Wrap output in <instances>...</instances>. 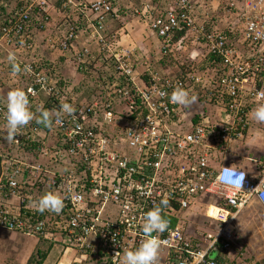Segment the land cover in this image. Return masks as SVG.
I'll return each mask as SVG.
<instances>
[{"label":"built area","instance_id":"built-area-1","mask_svg":"<svg viewBox=\"0 0 264 264\" xmlns=\"http://www.w3.org/2000/svg\"><path fill=\"white\" fill-rule=\"evenodd\" d=\"M239 1L238 7L233 0L226 4L235 10L230 13L233 22L211 31H207L205 22H197L192 0H174L173 6L157 16L151 15L150 4L133 9L135 15L149 19L151 32L161 42L162 57L168 56L175 45L183 44L188 33L207 56H212L202 72L192 73L155 70L128 50H114L105 32L107 18L119 16L114 0H0V11L7 13L5 22L0 21V64L14 50L19 54L15 56L19 73L29 81L26 89H16L24 90L32 105L44 92L60 104L75 108L74 115H63L61 125L53 121L49 132L50 155L65 166L64 171L52 175L49 190L68 198L59 214L46 211L64 219L57 225L62 236L47 230L44 220L30 226L20 213H10L2 206L0 229L53 242L59 239L65 250L81 257L100 264H119L123 253L135 250L145 238L144 214L167 200L162 215L169 221V228L162 234L153 233L166 242L158 264H216L218 255L228 251L237 239L234 221L238 214L251 203L264 213V199L247 193L260 185L264 173L253 180L245 172L243 192L216 183L221 167L233 165H211L228 154L229 144L243 141L250 126L264 128V123L249 116L253 108L264 103V98L257 96V91L264 89V0ZM56 3L66 13V22L60 36L50 40V49L87 61L94 54L92 44L96 45L98 55L104 56L102 62L117 75L106 99L61 102L63 97L55 91L48 73L37 69L34 57H25L35 51L31 36L34 16L39 28L44 29L48 10ZM74 14L78 18L70 16ZM81 16L88 26L80 23ZM227 29L233 32L230 40L224 35ZM181 32L184 34L174 41ZM86 33L91 42L80 45L75 53L79 36ZM8 64L11 67L9 60ZM177 86L190 96L196 88L212 86L214 100L210 105L219 108L217 117L209 119L205 112L192 114L190 107L173 103L171 94ZM117 103L123 110L116 109ZM6 123V113L0 106V125L7 130ZM46 138V133L29 123L12 142L38 141L43 148ZM61 143L70 148L59 151ZM41 170L40 166L0 153V192L24 203L29 178L37 177ZM76 194L82 200L71 198ZM196 203L205 209L202 212L198 207L192 215L189 210ZM23 208L30 210L27 205ZM189 218L196 222L189 223ZM117 252H121L120 257H115Z\"/></svg>","mask_w":264,"mask_h":264},{"label":"crops","instance_id":"crops-1","mask_svg":"<svg viewBox=\"0 0 264 264\" xmlns=\"http://www.w3.org/2000/svg\"><path fill=\"white\" fill-rule=\"evenodd\" d=\"M215 1H217L216 4ZM192 2L194 5V15L198 23L205 22V25L207 26H211L216 29H224L227 24L232 23L234 20L232 16L227 17V15H224L225 17L223 20H220V12L215 13L220 7V0H193ZM233 2L237 7L240 6L239 0H233ZM145 4H150L152 7L151 15L157 16L164 13L169 7L173 6L174 0H114V6L119 9V16H110L107 18L105 23L106 34L108 35L114 33L116 36H119L117 42L119 45H121V47H127V42H130L131 47L129 49L132 51L134 57L139 60V62H149L151 54L155 53L156 49L161 44L160 40L150 30L149 19H143L137 15L132 16L128 9L131 7L140 9ZM210 4L211 7H209ZM6 14L7 13H5V11H1L0 18H3ZM48 14L49 21L44 29L39 28L38 23H36V21H38L36 16H34L32 21L31 34H33L35 39L38 38V42H42L43 44L49 43L50 40L53 39L52 35L55 36L54 39L59 37V31L63 29V24L66 22L64 19V17H66V13L62 12L60 3H56L54 7H51L48 10ZM70 16H72L73 19L78 18L76 14ZM214 19L216 21H214ZM80 23L83 24V27L88 26V23L84 20L83 16H81ZM79 37L80 42L83 41L82 43L89 41L91 42V36L88 33L81 34ZM186 37L187 39L182 41L183 44L181 43V45H175L171 53H169L168 56L163 57L168 60L167 65L169 68L159 70L164 72L181 71L180 68H178V61H180L181 64L186 63L188 65L197 67L201 65L204 66V62L207 61L205 49L200 44L195 42L194 37L190 33H188ZM42 45L40 44L41 47ZM93 46L94 45L91 47L93 48ZM75 50L76 49L74 48V51ZM46 52L48 53L45 54L39 50L37 51L36 49L33 57L37 61H42L39 59L38 55H41L42 57L43 55L49 56V60L54 64L56 63L54 66L56 72L68 76L66 74L65 67L68 68V65L70 66L69 61L71 60H69V54H64L59 50L50 49ZM92 56L94 57L93 54ZM10 73L12 72L9 71L8 75H12L13 82H17L18 76ZM15 77L17 80L14 79ZM212 101L213 100L210 102L212 103ZM210 102L207 104L210 105ZM245 136H247V138L257 140L256 146L244 151V156L247 157L246 162L242 159H236L233 157L229 144L228 154L222 158L218 157V162L211 165L215 168H218L221 165H235L237 168L244 170L251 179L257 180L264 173V133L257 127L250 126ZM240 142L243 141L240 140ZM33 202V200L26 201L27 208L30 210L36 209L33 205ZM250 205H254V203H251ZM0 206L10 213L17 214L21 208V202L17 197L9 196L8 194L0 192ZM23 207L24 206L22 205V208ZM199 208L203 209V206H199ZM258 211L260 216L264 219V213H262L259 208ZM21 237L24 236L21 234ZM25 238L30 239L29 244L31 245V248L28 250L29 252L23 256L21 261L18 262V264H26L27 259L32 253L35 252V249H37V245L39 244L38 240L34 237L25 236ZM58 240L59 239H57V244L51 248L45 246L40 247V250L42 249V254L45 257L42 264H90V261L93 264H100L95 259H91L90 257L84 258L79 254H75V252L72 250H65L64 245Z\"/></svg>","mask_w":264,"mask_h":264},{"label":"rangeland","instance_id":"rangeland-1","mask_svg":"<svg viewBox=\"0 0 264 264\" xmlns=\"http://www.w3.org/2000/svg\"><path fill=\"white\" fill-rule=\"evenodd\" d=\"M229 2H231V0H227V1L226 0H220V3H219L220 7H219L218 11L215 12V13H217L220 11V20H223V18L225 17L224 15H227V17H229V16H231L230 13H232V14L235 13L234 8L228 7L226 5ZM216 3H217V1H215V4ZM209 7H211V4L209 5ZM128 9H129L132 16L135 15L133 12V9H135V7H131ZM214 21H216V20L214 19ZM61 31H63V29H61ZM31 36L34 38V41H35V49L34 50L36 51V49H37V51L39 50L42 53H45V54L48 53L46 51H48L50 49L51 43L49 42V43L43 44L42 42H38V40H37L38 38L35 39L33 34H31ZM54 37L55 36L52 35L53 39H51V40H54ZM107 39H109L108 40L109 43L111 42L112 48L114 50L118 51L120 49H125V50L132 52L129 49L131 47V43L127 42L128 46L127 47L125 46L126 48L124 46L121 47V45H119V43L117 42V40L119 39V36H116L114 33L108 34ZM44 41H46V40H44ZM82 42L79 41V43L76 44L77 50L75 53L80 51V49H81L80 45H82V44H83V46L88 45L87 42L86 43H82ZM80 43H82V44H80ZM40 44L41 45L43 44L42 47L40 46ZM92 45H94V44H92ZM97 48L98 47L96 45H94L93 48L91 49V51H93V53H95V54H93L94 55L93 59H95V61L91 65L90 69L85 70L84 69L85 65L81 66V63H83L85 61V58H83L80 61L77 58L74 59L73 57H70L69 58V60H71V61H69L70 66L68 65V68L65 67L66 74L68 76H65L62 73L56 72V70L54 69V66L56 65V63L54 64L53 62H51L49 60V56L43 55V57H42L41 55H38L39 59H41L42 61H37L34 58L36 60V63H39L38 66H41V69H44L48 73V75H49V77H50V79L53 82V85L55 87V91H59L60 97H63L61 102L65 101V99L68 101L71 99H75L77 101V103H84V102L90 101L91 99H93L92 97H94L96 95L93 88L97 89V87L99 86L97 84V81L99 80L98 77H100V75H102V72H106V68L110 69V67H111V66L106 65L105 63L102 62L101 59H103L104 56H103V58H101L100 55H98ZM35 51L30 53L27 57L28 58L30 56L33 57ZM159 51H160V45L156 49V52L151 54V58H149V62H148L149 65L151 66L152 69H155V70L169 68V66L167 65L168 60L166 58H163ZM10 52L14 53L15 56L19 57V54L15 53L14 50L11 49ZM46 58H47V60H46ZM3 60L4 61L0 64V85H1L0 89H3V90L0 91V93H1V96H3L5 99H7V93L10 90L23 87L22 83H24V82L21 81L19 74H16V76H18V81L13 82L12 75H8V73H9L8 69L10 68L9 64H8V58L4 57ZM44 70H42V71H44ZM83 71L85 73H83ZM10 74H13V73H10ZM14 79L17 80L16 77ZM59 83H61L60 86H58ZM41 93H44V92H41ZM194 96L197 97V100L193 105L190 106L192 114L205 112L209 119H213V118L217 117V114L219 111L218 107H215L213 105H209L207 103H200L199 102V101H201L199 99L200 97L197 95H194ZM43 98H44V100H46L47 98L51 99V101L54 100L52 95H48L46 93L43 94ZM46 103L39 102L37 104V106H35L36 105L35 104L33 106V108L30 110L34 113L35 108L40 109V107L45 106ZM51 107H52L51 109H47V110H50V111L54 110V109L57 110V108L55 107V104L53 102H51ZM116 109L123 110L120 106V103H117ZM261 131H263V133H264V128L261 129ZM46 137L47 138L45 140L46 141L45 147H47V148L43 147V148H41V150L43 149L44 151H48V150L52 151L51 137L47 133H46ZM6 138H7V136H6ZM256 142H257L256 139H250V138H247V136H246L244 138L243 142L235 141V142L231 143L230 149H231V153H232L233 157H235L236 159H242L246 162L247 157L244 156L245 155L244 151H247L248 149H251L254 146H256L257 145ZM40 147H42V146H40ZM39 151H36V150L19 151L18 154H20L22 158L26 159V160H23V162L30 163V165H32V166H37V162L39 160ZM0 152H2L1 148H0ZM16 159H19V157L17 156ZM48 168H49V166L41 167L42 170L39 172V175L37 177H35V178L40 177L39 180L42 179L41 180L42 182L45 181L46 186L43 185L44 187L42 189V195H44L46 192L49 191L47 186H48V183L50 181V180H44L42 178L43 177L42 175H45L44 173H47L50 176L49 179H51V177L54 173L62 171V169L57 168V167L49 168V169ZM199 206H202V204L196 203L193 207L190 208L189 213L193 215ZM204 209H205V207H204ZM204 209L202 210V212L204 211ZM190 214L188 215V217H190ZM188 222L189 223L190 222L195 223L196 220L189 218ZM234 225H235V234L237 237V239H236L237 245L239 247H241V245L246 247L247 250L250 252V254L252 255V257L255 260H257V261L262 260L264 258V219L260 216L259 211H258V207L255 204L246 207L235 218ZM29 242H30V239L25 238V237H21V234H19V233L8 232V231L0 229V264H18V262L21 261L23 256L25 254H27V252H29L28 250L31 248V245L29 244ZM252 243L256 244V245H253ZM237 255H241V254H238L237 252H232L229 255V257L234 258V257H237ZM213 256H215V254ZM90 264H93V263L90 261Z\"/></svg>","mask_w":264,"mask_h":264},{"label":"clouds","instance_id":"clouds-1","mask_svg":"<svg viewBox=\"0 0 264 264\" xmlns=\"http://www.w3.org/2000/svg\"><path fill=\"white\" fill-rule=\"evenodd\" d=\"M8 60L11 63L13 75L18 74L21 69L16 63L15 54L9 53ZM25 70L27 71L28 69L26 68ZM159 94L162 96L166 95L163 92ZM257 96L264 98V89L258 90ZM196 100L197 97L194 95L190 96L189 92L182 86H177L171 94V101L185 108L193 105ZM64 114L74 115L75 108L69 103H62L58 110H41L40 116L36 117L30 110L28 94L22 89L10 90L7 93V140L9 142L16 140L15 137L18 136L20 129L27 126L33 119L49 128L53 126V121L56 125H61ZM249 116L258 123H264V103L253 108ZM245 179V171H241L233 165L231 167H221L216 176V183L222 188L243 191ZM247 193L249 195L258 194L260 199H264V180L256 188L249 189ZM66 198L68 197L62 196L58 192L49 191L37 201H34L33 205L41 213L48 210L59 214L65 206L64 200ZM71 198L82 200V196L79 194ZM167 204V200H162L160 204L154 205L152 210L144 214L142 232L145 238L135 250L124 252L119 264H158L161 247L166 242L159 239L158 236H154L153 233L162 234L169 228V221L162 215V206L166 207ZM197 255L200 254L197 253ZM120 256L121 252L115 254V257Z\"/></svg>","mask_w":264,"mask_h":264},{"label":"trees","instance_id":"trees-1","mask_svg":"<svg viewBox=\"0 0 264 264\" xmlns=\"http://www.w3.org/2000/svg\"><path fill=\"white\" fill-rule=\"evenodd\" d=\"M220 12V11H219ZM1 13V11H0ZM2 15V14H1ZM7 19V17H5L4 19L1 18L0 21L2 20V22H5V20ZM213 27L211 26H207L206 25V29L207 31H211ZM184 34V32L178 33L175 38L174 41H177L182 35ZM224 35L227 37V39L230 40V38L233 37V32H231L229 29H227L224 33ZM103 57V56H100ZM212 59V56H207V61L204 62V66H209L210 65V61ZM95 59H93L92 54L88 57L87 61H85L84 63H81V66H84V69H90L91 65L94 63ZM107 61V59H106ZM39 65V63L37 64ZM186 63L181 64L180 61H178V66L181 70V72H192V73H200L202 72L205 67L204 66H193L190 65L186 68ZM38 70H41V66H37ZM9 71L13 73L12 70V66L9 68ZM83 73H85L83 71ZM20 75V73H18ZM87 74V73H86ZM88 78V77H87ZM20 79L22 82V86L23 88L26 89V87L29 85V81H27L23 75H20ZM98 81L97 84L99 85L97 87V89L93 88V90L95 91L96 95L92 98H105L106 99V93L109 89L110 86H112L113 84H115L114 82L117 81V75L115 74V72L113 71L112 68H107L106 72H102V75H100V77H98ZM61 83L58 84V86H60ZM1 86V85H0ZM64 86V85H63ZM212 86H209L207 88L201 89L196 88L194 89V93L193 95H197L200 98V102L201 103H208L211 100H214V96L213 93L214 91H212ZM3 90V89H2ZM0 90V91H2ZM43 94L41 93L38 95V98H36V100L34 101V104L32 105V103L30 102L29 104L31 106H37V104L39 102H44L46 103L45 106L40 107V109L35 108L34 109V115L36 117L40 116L41 110H47V109H51V102H53L55 104V107L57 108V110L60 107V103L58 100H53L51 101V99H46L44 100L43 98ZM216 100V99H215ZM65 101H68L65 99ZM70 101V100H69ZM80 104V103H78ZM0 106L2 107V109L4 110V112L6 113L7 111V99H5L3 96H1L0 93ZM33 107H31L30 109H32ZM31 126H37L41 131H43L44 133L49 134V132L52 130V127H45L43 124H39L36 122V119H33L30 122ZM7 136V130L5 129V126L0 125V148L1 151L0 153H2L4 155V157L7 158H14L16 159L17 156L19 157L18 160H26L24 158L21 157L20 154H18L19 151H39V160L37 162V166L43 167V166H49V168H60L62 169V163H60L59 161L54 160L52 157V151H44L43 149L41 150L40 147V143L38 141H25V140H20L18 145H15L12 141L9 142L6 138ZM39 140V139H38ZM58 148L60 149L59 151H66V149H69L70 146L68 145H63V143L58 145ZM47 153V154H45ZM30 164V163H29ZM62 166V167H61ZM48 168V169H49ZM65 170V166L63 167V170ZM60 171V172H62ZM60 172H56L54 174L60 173ZM45 175H42L44 180H50V176L47 173H44ZM40 178V177H39ZM39 178H29L28 180V184H27V190L25 192V196H26V201H37L41 196H42V189H43V185H45V181H41L42 179L39 180ZM46 186V185H45ZM48 190H49V184H48ZM50 191V190H49ZM48 191V192H49ZM4 194H8L7 192H5ZM26 201L24 203H21V208L19 209V212L22 216H24V218L26 220H28V223L30 226L36 224L37 222L44 220L46 222V228L47 230H51L53 231V233L56 234V236H62V230H59L58 228V224H61L64 219H62V217H54L51 215L50 212L48 211H44L43 213H41L40 211H38L37 209L34 210H25L24 208H22V205H26ZM25 214V215H24ZM64 234V233H63ZM25 237V236H24ZM39 244L37 245V249H35V252L32 253L29 258L27 259V263L26 264H42L43 260L45 259L44 255L42 254V249L40 250V247L45 246L48 248L53 247L54 245L57 244V242H53L51 240H47V239H43V238H38L37 239ZM232 252H237L238 254L241 255H237V257L231 258L229 257V255ZM216 260V264H264V258L262 260H255L252 255L250 254V252L247 250L246 247L242 246L239 247L237 245L236 240L231 244V247L228 251H224L223 253H220L217 257ZM99 262V261H98Z\"/></svg>","mask_w":264,"mask_h":264}]
</instances>
